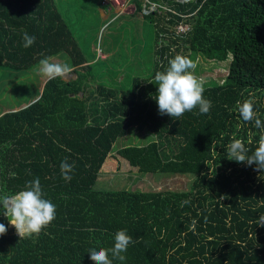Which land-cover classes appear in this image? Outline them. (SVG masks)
<instances>
[{
  "label": "trees",
  "instance_id": "trees-1",
  "mask_svg": "<svg viewBox=\"0 0 264 264\" xmlns=\"http://www.w3.org/2000/svg\"><path fill=\"white\" fill-rule=\"evenodd\" d=\"M132 1L160 42L153 67L128 89L123 69L94 76L57 0H0V67L28 70L66 53L77 75L48 80L28 105L0 115V190L14 194L39 178L56 206L54 221L31 237H20L0 213L7 228L0 264H93L89 250L113 247L118 230L135 241L124 264H264V170L227 156L233 139L248 155L258 146L260 130L242 121L237 101L251 99L264 124V0ZM181 23L190 29L177 34ZM25 32L35 36L27 49ZM176 55L195 64L231 58L224 82L203 87L212 102L207 114H158L154 76ZM130 129L143 141L116 150ZM147 146L154 154L157 147L155 162L138 150ZM65 158L75 165L70 181L60 173ZM183 168L196 175L187 190L96 189L104 171L175 175ZM184 200L190 203L181 207Z\"/></svg>",
  "mask_w": 264,
  "mask_h": 264
},
{
  "label": "rangeland",
  "instance_id": "rangeland-1",
  "mask_svg": "<svg viewBox=\"0 0 264 264\" xmlns=\"http://www.w3.org/2000/svg\"><path fill=\"white\" fill-rule=\"evenodd\" d=\"M58 6L67 18L82 51L92 64H95L94 76L100 78L102 69H108L107 73L117 69H123L125 86L131 87L132 78L141 76L153 67L155 60V47L160 39L153 24L145 19L142 14L135 13L136 5L131 0H124L123 6H102V0H57ZM187 1V0H180ZM158 8L152 5L150 11ZM101 9L107 17H103ZM145 13V12H144ZM110 57L107 60L106 55ZM50 62L59 63L72 67L70 58L66 53H61L51 58ZM231 58L224 62H216L199 57L196 67L189 71L197 80L205 86L216 83H223L228 75ZM38 65L28 70H15L0 67V115L12 109H20L34 100L44 84L48 80L43 76ZM112 72V73H113ZM117 75V72H115ZM121 73V72H120ZM73 70L68 71L63 78L72 80L75 78ZM109 79V78H106ZM118 80V79H116ZM41 94V93H40ZM39 94V95H40ZM133 129L129 130V135L115 144V149L121 151L124 147L130 146L133 142L138 146L143 139L138 134H133ZM145 142V141H144ZM142 145V144H141ZM147 146L141 149L145 155L150 152L154 154L152 148ZM155 147V146H154ZM156 154L153 155L154 162L159 158L158 149L154 148ZM164 163V162H163ZM169 175L163 172L132 175L128 173H107L100 174L96 184L97 190H174L181 191L189 189L196 175L193 171H185ZM10 228L17 233L14 226Z\"/></svg>",
  "mask_w": 264,
  "mask_h": 264
},
{
  "label": "clouds",
  "instance_id": "clouds-1",
  "mask_svg": "<svg viewBox=\"0 0 264 264\" xmlns=\"http://www.w3.org/2000/svg\"><path fill=\"white\" fill-rule=\"evenodd\" d=\"M23 47L25 49L35 44V36L23 33ZM51 58L45 57L40 60V73L48 80L63 77L69 69L65 65L50 62ZM196 64L192 59L176 55L168 61V67L164 71L155 73L154 80L157 86V93L154 97L158 114L169 115L178 120L186 112L199 110V114H207L212 106V102L203 97V85L189 71L194 69ZM242 121H255V127L260 130L258 146L255 151L248 155V149L240 139H233L227 145V156L229 160L237 163H247L248 166L256 165L257 170H264V124L257 118V113L253 110V101L245 100L243 103L237 101L236 109ZM75 165L69 164L67 158L60 164L61 177L65 181H70V175ZM189 200L181 201L180 206L189 204ZM0 213L15 227L18 235L33 236L39 235L44 228L49 226L55 219L56 206L48 199L44 198V192L39 178L27 181L24 189L16 193H7L0 190ZM193 221V227L195 226ZM258 225L264 227V215L259 216ZM7 228L0 224V236L4 235ZM114 246L111 248H101L100 250L90 249L89 256L93 264H113L119 261L124 264L125 253L130 244L135 243L133 238L127 234V230H118L114 236ZM111 255V259L109 256Z\"/></svg>",
  "mask_w": 264,
  "mask_h": 264
},
{
  "label": "built area",
  "instance_id": "built-area-1",
  "mask_svg": "<svg viewBox=\"0 0 264 264\" xmlns=\"http://www.w3.org/2000/svg\"><path fill=\"white\" fill-rule=\"evenodd\" d=\"M124 0H102V5H104V6H115V5H119V6H123L122 5V2H123ZM145 1H147V0H145ZM189 26L187 25V24H183V23H181V24H179V25H177L176 26V32H177V34H184V33H186L187 31H189Z\"/></svg>",
  "mask_w": 264,
  "mask_h": 264
},
{
  "label": "crops",
  "instance_id": "crops-1",
  "mask_svg": "<svg viewBox=\"0 0 264 264\" xmlns=\"http://www.w3.org/2000/svg\"><path fill=\"white\" fill-rule=\"evenodd\" d=\"M130 1H131V0H130ZM101 13H102L103 17H107V15H106V13L104 12L103 9H101ZM103 55H104V56L106 55V58H103L104 60H105V59H108V58L110 57L109 54H103ZM74 69H75L74 67H73V68L71 67V68H69V71H70V70H73V73L75 74ZM75 76H76V77L73 78L72 80H74V79L77 78V75H76V74H75ZM62 78H63V77H62ZM63 79H64V78H63ZM64 80H65V81H71V80H66V79H64ZM47 81H48V80H47ZM47 81H46V82H47ZM41 90H42V89H41Z\"/></svg>",
  "mask_w": 264,
  "mask_h": 264
},
{
  "label": "water",
  "instance_id": "water-1",
  "mask_svg": "<svg viewBox=\"0 0 264 264\" xmlns=\"http://www.w3.org/2000/svg\"><path fill=\"white\" fill-rule=\"evenodd\" d=\"M150 11H145V13H149Z\"/></svg>",
  "mask_w": 264,
  "mask_h": 264
}]
</instances>
